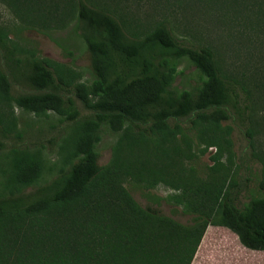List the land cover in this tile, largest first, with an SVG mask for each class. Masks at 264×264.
I'll return each instance as SVG.
<instances>
[{
	"label": "trees",
	"instance_id": "obj_1",
	"mask_svg": "<svg viewBox=\"0 0 264 264\" xmlns=\"http://www.w3.org/2000/svg\"><path fill=\"white\" fill-rule=\"evenodd\" d=\"M11 2L31 21L64 27L74 20L93 79L81 81L74 69L48 58H15L0 33V51L19 68L26 87L14 93L0 71L2 98L38 117L54 112L70 128L55 143L59 164L42 184L45 146L8 148L11 170L0 193V264H190L208 225L226 227L244 247L264 251V195L240 204L232 180L160 176L175 190L167 199L195 215L191 225L141 207L123 186L125 176L141 174L142 164L138 158L125 161L121 149L134 156L152 140L166 153L163 146L187 127L204 144L202 152L216 148L211 160L217 165L231 146L232 127L222 123L249 121L248 88L223 73L210 47L184 44L166 20L132 33L103 0ZM178 2L205 10L248 40L264 36V0ZM180 58L192 63L200 82L174 92L176 68L170 61ZM102 126L120 133L115 159L107 166L98 164L96 151ZM12 131L0 120V151ZM245 135L251 138L248 126ZM259 187L264 191V178Z\"/></svg>",
	"mask_w": 264,
	"mask_h": 264
},
{
	"label": "rangeland",
	"instance_id": "obj_2",
	"mask_svg": "<svg viewBox=\"0 0 264 264\" xmlns=\"http://www.w3.org/2000/svg\"><path fill=\"white\" fill-rule=\"evenodd\" d=\"M117 16L126 19L129 30L141 33L158 21H168L173 34L184 44L210 47L223 73L241 81L248 88L249 121L229 120L222 126L232 127L228 137L231 146L220 162L213 165L211 155L215 147L202 152L204 144L199 142L195 130L184 127L175 140L156 147L149 140L147 145L134 151L121 149L119 155L125 161L138 158L141 174L125 176L123 186L132 199L141 207L152 208L171 220L191 225L195 215L182 205L172 203L167 197L174 193L170 186L160 181L166 173L197 180H232L238 183L235 191L239 203H246L251 197L264 195L259 184L264 178V36L258 34L253 40L241 37L233 27L227 28L203 9L178 0H103ZM22 7L11 0H0V33L6 44L13 49L14 57L20 59L48 58L74 69L80 80L90 83L93 79L90 69V55L76 26L71 20L64 27H53L23 18ZM176 72L171 90H190L200 82V75L186 58L171 60ZM0 71L7 75L14 93L25 90L19 78V68L7 61L0 51ZM81 113H86L79 101ZM0 120L7 122L13 131L5 140L6 148L0 151V193L3 182L11 170L8 148L23 144H43L41 151L44 172L39 183L51 179L54 168L59 164V143L70 128L60 121V116L49 112L38 117L23 110L13 102L4 100L0 93ZM12 123V125H11ZM248 126L251 138L245 135ZM16 132H20L18 137ZM101 139L96 145L98 164L107 166L115 159V147L120 136L108 127L102 126ZM50 141V142H49ZM213 166L215 167L214 169ZM155 181V183H154ZM190 264H264V251L244 247L237 236L226 227L208 225Z\"/></svg>",
	"mask_w": 264,
	"mask_h": 264
}]
</instances>
